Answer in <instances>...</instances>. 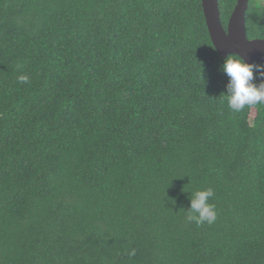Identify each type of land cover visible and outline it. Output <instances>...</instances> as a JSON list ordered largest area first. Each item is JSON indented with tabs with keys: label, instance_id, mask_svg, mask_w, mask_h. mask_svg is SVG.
I'll use <instances>...</instances> for the list:
<instances>
[{
	"label": "trees",
	"instance_id": "obj_1",
	"mask_svg": "<svg viewBox=\"0 0 264 264\" xmlns=\"http://www.w3.org/2000/svg\"><path fill=\"white\" fill-rule=\"evenodd\" d=\"M202 1L0 0V264H264V105L228 107Z\"/></svg>",
	"mask_w": 264,
	"mask_h": 264
},
{
	"label": "clouds",
	"instance_id": "obj_2",
	"mask_svg": "<svg viewBox=\"0 0 264 264\" xmlns=\"http://www.w3.org/2000/svg\"><path fill=\"white\" fill-rule=\"evenodd\" d=\"M254 68L257 72L260 71V66L249 65L236 56H229L224 64V72L230 78L228 94L225 96L228 107L234 112H241L246 106L264 105V84L257 86L253 83ZM261 75H264V72H261ZM18 80L21 83H27L28 77L21 75ZM214 195L211 188L195 192L190 202L187 219L194 221L197 226L214 223L217 213L215 206L209 203L210 198H213ZM129 255L134 256L135 250L133 249Z\"/></svg>",
	"mask_w": 264,
	"mask_h": 264
},
{
	"label": "water",
	"instance_id": "obj_3",
	"mask_svg": "<svg viewBox=\"0 0 264 264\" xmlns=\"http://www.w3.org/2000/svg\"><path fill=\"white\" fill-rule=\"evenodd\" d=\"M250 0H237L227 28H224L219 0H203V11L207 27L219 55L227 58L237 55L249 65L264 63V39L250 40L246 28V12Z\"/></svg>",
	"mask_w": 264,
	"mask_h": 264
},
{
	"label": "rangeland",
	"instance_id": "obj_4",
	"mask_svg": "<svg viewBox=\"0 0 264 264\" xmlns=\"http://www.w3.org/2000/svg\"><path fill=\"white\" fill-rule=\"evenodd\" d=\"M264 2V1H263Z\"/></svg>",
	"mask_w": 264,
	"mask_h": 264
}]
</instances>
